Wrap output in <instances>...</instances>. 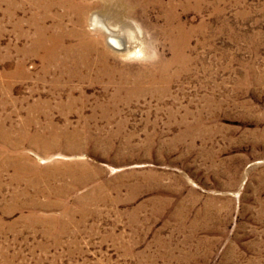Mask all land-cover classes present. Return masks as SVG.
<instances>
[{
    "label": "rangeland",
    "instance_id": "374dc122",
    "mask_svg": "<svg viewBox=\"0 0 264 264\" xmlns=\"http://www.w3.org/2000/svg\"><path fill=\"white\" fill-rule=\"evenodd\" d=\"M74 2L0 0V264H264V0Z\"/></svg>",
    "mask_w": 264,
    "mask_h": 264
},
{
    "label": "bare ground",
    "instance_id": "6f19581e",
    "mask_svg": "<svg viewBox=\"0 0 264 264\" xmlns=\"http://www.w3.org/2000/svg\"><path fill=\"white\" fill-rule=\"evenodd\" d=\"M61 2H63V3H65V4H67V5H74L75 4V2H74V0H60V3ZM49 3V2H48ZM51 3V2H50ZM62 4V3H61ZM52 5V4H51ZM78 8V7H77ZM88 10V7L87 6H81V12H83V14L79 17V19L81 18L83 21L85 20V14H86V11ZM99 13V15H94L93 16V18H92V23H93V25L95 26V27H101V28H103L104 30H105V32L104 33H106L105 35H107L108 37H109V39H110V41H111V43H112V45L115 47V50H117L118 52H116V53H119L120 55H128V54H130V53H132L134 50H133V47H132V45H128V44H126L125 42H123V39L121 38V34H122V29L125 27V23H122L121 22V20H119V19H115L113 16H111V14L110 13H108L107 14V12H105L104 14H102L100 11L98 12ZM57 14V13H56ZM55 14V15H56ZM60 14V13H59ZM77 15V14H76ZM101 15V16H100ZM46 16V15H45ZM61 16V15H60ZM70 16V15H69ZM44 17V16H43ZM47 17V16H46ZM41 18V17H40ZM88 18H90V17H88ZM114 19V20H113ZM61 20V19H60ZM73 20V19H72ZM77 20V19H76ZM118 20V21H117ZM43 21V20H42ZM75 21V20H74ZM78 21V20H77ZM91 21V20H90ZM44 22V21H43ZM73 22V21H72ZM37 23H38V21H37ZM171 24V23H170ZM173 24V23H172ZM46 25V24H45ZM91 25V24H90ZM93 26V27H94ZM41 27V26H40ZM44 27V26H43ZM42 27V28H43ZM177 27V26H176ZM82 28V27H81ZM45 29V28H44ZM75 29V28H74ZM73 29V30H74ZM172 29V28H171ZM50 30V29H49ZM70 30V29H69ZM101 30V29H100ZM183 30V29H182ZM47 31V30H46ZM51 31V30H50ZM71 31V30H70ZM166 31H167V29H166ZM171 31H174V30H171ZM179 31V30H178ZM45 32V31H44ZM79 32V31H78ZM59 33V32H58ZM73 33V32H72ZM45 34V33H44ZM52 34V33H51ZM63 34V33H62ZM74 34H76V33H74ZM80 34V33H79ZM84 34V33H83ZM171 34V33H170ZM176 34V33H175ZM177 34H179L178 32H177ZM187 34V33H186ZM59 35H61V34H59ZM173 35V34H172ZM183 35V34H182ZM56 36V35H55ZM76 36H77V34H76ZM89 36V35H88ZM177 36V35H176ZM48 37V36H47ZM46 37V38H47ZM63 37H65V36H63ZM178 37V36H177ZM60 38V37H59ZM130 38V37H129ZM185 38V37H184ZM40 39V38H39ZM87 39V38H86ZM94 39V38H93ZM131 39V38H130ZM172 39V38H171ZM177 39V38H176ZM37 40V39H36ZM104 40V39H103ZM40 41H42V40H40ZM45 41V40H44ZM58 41V40H57ZM131 41V40H130ZM175 41V40H174ZM84 42V41H83ZM86 42V41H85ZM87 42H88V40H87ZM86 42V43H87ZM46 43V42H45ZM81 43V42H80ZM92 43V42H91ZM97 43H100V42H97ZM105 43V42H104ZM130 43V42H129ZM40 44V43H39ZM38 44V45H39ZM43 44V43H42ZM59 44V43H58ZM72 44V43H71ZM85 44V43H84ZM64 45H65V43H64ZM69 45V44H68ZM74 45V44H73ZM57 46V45H56ZM76 46V45H75ZM88 46V45H87ZM40 47V46H39ZM49 47V46H48ZM57 47H59V46H57ZM67 47V46H66ZM51 48V47H50ZM62 48V47H61ZM70 48V47H69ZM79 48H81V47H78V49ZM108 48V47H107ZM107 48H104L103 47V49H101L100 51H101V53H99V54H101V65H100V68L101 69H108L107 67H106V65H107V63L105 62V59L109 56V55H111V53H110V50H108ZM56 49V48H55ZM54 49V50H55ZM63 49V48H62ZM94 49V48H93ZM92 49V50H93ZM82 50H83V47H82ZM79 51V50H78ZM84 52V51H83ZM86 52V51H85ZM91 52V51H90ZM99 52V51H98ZM113 52V51H112ZM89 53V52H88ZM136 53V52H135ZM67 54V53H66ZM72 54V53H71ZM78 54V53H77ZM77 54H76V56H77ZM44 55V54H43ZM75 55V54H74ZM115 55V54H114ZM44 56H46V55H44ZM53 56V55H52ZM51 56V57H52ZM80 56H82V55H80ZM116 56V55H115ZM48 57H50V56H48ZM61 57V56H60ZM64 57H65V55H64ZM93 57V56H92ZM91 57V58H92ZM47 58V57H46ZM69 58V57H68ZM119 58V57H118ZM49 59V58H48ZM74 59H76V58H74ZM85 59V58H84ZM50 60H52V59H50ZM91 60V59H90ZM116 60V59H115ZM71 61V60H70ZM78 61V60H77ZM92 61V60H91ZM112 61V60H111ZM49 62V61H48ZM69 62V61H68ZM81 62V61H80ZM84 62V61H83ZM75 62H73V64H74ZM50 64V63H49ZM89 64H91V63H89ZM114 64V63H113ZM112 64V65H113ZM64 65V64H63ZM66 65V64H65ZM97 65V64H96ZM86 66H87V64H86ZM114 66V65H113ZM75 67V66H74ZM80 67V66H79ZM85 67V66H84ZM76 68V67H75ZM82 68V67H81ZM81 68H79V69H81ZM88 68V67H87ZM69 69H70V67H69ZM86 69V68H85ZM84 69V70H85ZM92 69V68H91ZM98 70V69H97ZM105 70H103V72L105 71ZM79 72H80V70H79ZM106 74V73H105Z\"/></svg>",
    "mask_w": 264,
    "mask_h": 264
}]
</instances>
